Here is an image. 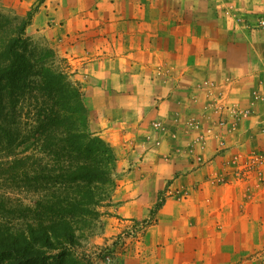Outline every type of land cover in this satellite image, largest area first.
<instances>
[{"label": "rangeland", "instance_id": "obj_1", "mask_svg": "<svg viewBox=\"0 0 264 264\" xmlns=\"http://www.w3.org/2000/svg\"><path fill=\"white\" fill-rule=\"evenodd\" d=\"M237 5L230 0H0V23L6 25L0 29V48L10 31L7 25L16 35L14 26L30 11L24 36L36 50H53L49 63L64 68L80 88L87 130L107 142L116 156L110 204H93L80 216L73 225V244L44 247L51 257L48 264H113L129 248L145 251L151 245L148 237L160 233L161 224L164 233L171 231L159 218L162 212L153 211L157 202L183 205L204 195L207 186L217 192L242 184L264 187V164L260 167L256 159L264 157V120L253 118L251 102L236 104L248 110L241 115L217 111L218 97L208 88L222 84L204 79L194 91L183 79L207 77L211 71L218 77L225 70L211 65L179 69L166 62L176 48L187 55L222 31L230 34L231 27H256V18L241 14ZM234 35L229 36L240 39ZM221 91L216 88L220 96ZM31 118L9 112L4 122L17 125L24 135L34 126ZM211 138L219 168L187 183L179 181L170 165L184 161L191 172L205 166L212 159L203 154ZM49 158L47 150L27 138L7 147L0 144V194L8 210L32 206L43 187L54 189L43 185L33 190L12 180ZM251 185L246 190L253 199ZM29 218L24 210L0 211L1 222L12 231L25 230Z\"/></svg>", "mask_w": 264, "mask_h": 264}, {"label": "trees", "instance_id": "obj_2", "mask_svg": "<svg viewBox=\"0 0 264 264\" xmlns=\"http://www.w3.org/2000/svg\"><path fill=\"white\" fill-rule=\"evenodd\" d=\"M31 17L29 11L14 26L16 35L8 24L10 31L0 48V144L7 147L27 138L32 146L47 150L48 161L18 178L12 175V180L33 190L43 185L54 189L43 187L32 206L9 210L0 194V211L24 210L30 216L22 231H12L0 220V264H48L51 257L43 248H53L56 242L73 244L74 223L90 212L91 205H109L114 185V150L87 130L88 110L80 88L64 68L49 63L53 50H36L24 36ZM1 27L6 25L0 23ZM9 112L31 115L34 126L24 135L17 125L6 126ZM161 205L157 202L153 211Z\"/></svg>", "mask_w": 264, "mask_h": 264}, {"label": "crops", "instance_id": "obj_3", "mask_svg": "<svg viewBox=\"0 0 264 264\" xmlns=\"http://www.w3.org/2000/svg\"><path fill=\"white\" fill-rule=\"evenodd\" d=\"M230 1L238 3L241 14L255 17L257 26L245 28L239 25L228 29L234 32L230 34L240 38L238 40H233L227 31H222L218 38L209 36L211 42L188 50L187 55L176 48V52L169 51L166 62L172 67L179 66V69L221 67L225 71L218 77L211 71L208 78L195 79L186 75L183 81L191 84L190 90L196 91L202 80L213 79L222 85L208 88L211 95L219 96L218 88L223 90L222 96L235 105L246 107L244 102H251L253 118L264 120V24H259L260 20L264 21V0ZM207 92L201 94L208 95ZM241 137L245 138L242 134ZM215 147L216 141L211 138L203 152L204 158H212L211 161L193 172L188 170L189 164L184 161L170 165L169 168L181 177L176 180L187 183L219 168L220 158L214 157ZM249 185L242 184L238 189L224 187L222 192L207 186L204 195L193 196L183 205L162 203L157 210L162 212L159 218L162 215V221L172 226L171 231L164 233L161 224L160 233L148 237L151 245L145 251L129 248L117 255L113 264H264V187L253 188L251 185L255 197L250 199L246 190ZM241 193H245L248 199ZM204 196L208 201H201ZM178 212L181 220L177 218Z\"/></svg>", "mask_w": 264, "mask_h": 264}, {"label": "built area", "instance_id": "obj_4", "mask_svg": "<svg viewBox=\"0 0 264 264\" xmlns=\"http://www.w3.org/2000/svg\"><path fill=\"white\" fill-rule=\"evenodd\" d=\"M260 25L264 24L263 20H260L259 22ZM218 97V103H217V111H222V112H233L235 115H241L244 113H247L248 110H243L242 108H239L236 106L234 103L230 102L227 100L226 97L223 96H217ZM259 166L261 167L264 164V157H256Z\"/></svg>", "mask_w": 264, "mask_h": 264}]
</instances>
